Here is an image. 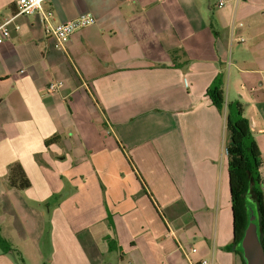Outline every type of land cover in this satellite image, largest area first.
I'll use <instances>...</instances> for the list:
<instances>
[{
	"label": "crops",
	"instance_id": "0c3cea01",
	"mask_svg": "<svg viewBox=\"0 0 264 264\" xmlns=\"http://www.w3.org/2000/svg\"><path fill=\"white\" fill-rule=\"evenodd\" d=\"M17 1L0 0V26L14 18L0 44V236L20 254L0 246V264H186L179 245L246 264L226 116L239 104L251 122L264 194V0H47L57 24L96 19L67 53ZM217 77L223 111L207 95ZM15 163L28 189L9 186Z\"/></svg>",
	"mask_w": 264,
	"mask_h": 264
},
{
	"label": "trees",
	"instance_id": "16d2710c",
	"mask_svg": "<svg viewBox=\"0 0 264 264\" xmlns=\"http://www.w3.org/2000/svg\"><path fill=\"white\" fill-rule=\"evenodd\" d=\"M208 97L219 111H223L226 104L224 84L217 77L207 92ZM236 111L233 112V108ZM226 129L228 142L226 152L228 156V172L233 210L234 242L241 243L249 227V209L245 203L246 196L251 194L259 212L260 230L264 226V194L259 190L262 184L261 168L263 157L257 142L253 137L251 122L243 114L241 105H228ZM57 137L46 141L47 145L55 142ZM8 182L11 188L25 190L31 182L20 163H15L9 169ZM261 232V231H260ZM264 247V238L259 235ZM0 246L6 252H17L6 240L0 236Z\"/></svg>",
	"mask_w": 264,
	"mask_h": 264
},
{
	"label": "built area",
	"instance_id": "2783aa9c",
	"mask_svg": "<svg viewBox=\"0 0 264 264\" xmlns=\"http://www.w3.org/2000/svg\"><path fill=\"white\" fill-rule=\"evenodd\" d=\"M47 0H18L17 1V14L32 16L39 14L43 22V26L47 35L52 37L56 42V47L67 53V46L72 36L79 30L93 26L96 23V19L91 14H81L77 18L65 23L57 24L54 21V12L46 10L44 4ZM220 5H224V2H220ZM14 18L5 21L0 26V44L5 42L10 37L9 24ZM20 29L19 26L16 27ZM243 41V39H242ZM25 70L21 71L24 73ZM64 86L63 81H52L47 86V93L55 94ZM180 251L183 253L186 264H218L214 258L211 259H194L193 255L198 252L197 248H190L189 250L182 245H179Z\"/></svg>",
	"mask_w": 264,
	"mask_h": 264
},
{
	"label": "water",
	"instance_id": "95a60500",
	"mask_svg": "<svg viewBox=\"0 0 264 264\" xmlns=\"http://www.w3.org/2000/svg\"><path fill=\"white\" fill-rule=\"evenodd\" d=\"M254 219L243 237V252L246 264H264V247L257 233Z\"/></svg>",
	"mask_w": 264,
	"mask_h": 264
},
{
	"label": "rangeland",
	"instance_id": "374dc122",
	"mask_svg": "<svg viewBox=\"0 0 264 264\" xmlns=\"http://www.w3.org/2000/svg\"><path fill=\"white\" fill-rule=\"evenodd\" d=\"M235 108L236 107L233 108V110H232L233 112L236 111ZM227 138H228V133H227ZM226 146H227V144H226ZM245 203L247 204V207L249 209V220H250V224H251L252 220L254 219V223L257 225V230L256 231L260 235V233H261L260 231L261 230H260V219H259L260 217H259V212H258V208H257L256 203H255L254 199L252 198L251 194H248L246 196ZM240 244H241V246H243V240H242V242ZM21 258H20L21 262L19 260V264L20 263L21 264H31L30 263V260H24L23 258L22 259ZM43 261L45 263H47V260H43Z\"/></svg>",
	"mask_w": 264,
	"mask_h": 264
}]
</instances>
